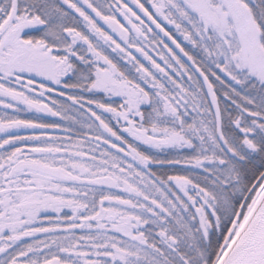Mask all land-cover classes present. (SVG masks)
I'll return each instance as SVG.
<instances>
[{
  "label": "snow or ice",
  "instance_id": "6c2138e0",
  "mask_svg": "<svg viewBox=\"0 0 264 264\" xmlns=\"http://www.w3.org/2000/svg\"><path fill=\"white\" fill-rule=\"evenodd\" d=\"M0 264H264V0H0Z\"/></svg>",
  "mask_w": 264,
  "mask_h": 264
}]
</instances>
